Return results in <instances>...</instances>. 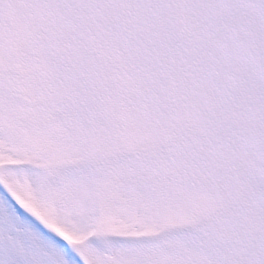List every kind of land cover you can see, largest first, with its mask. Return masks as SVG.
I'll return each mask as SVG.
<instances>
[{
	"label": "snow or ice",
	"instance_id": "6c2138e0",
	"mask_svg": "<svg viewBox=\"0 0 264 264\" xmlns=\"http://www.w3.org/2000/svg\"><path fill=\"white\" fill-rule=\"evenodd\" d=\"M0 264H264V0H0Z\"/></svg>",
	"mask_w": 264,
	"mask_h": 264
}]
</instances>
